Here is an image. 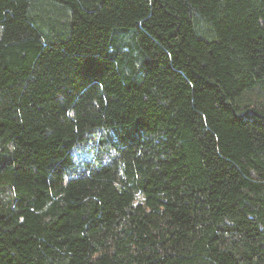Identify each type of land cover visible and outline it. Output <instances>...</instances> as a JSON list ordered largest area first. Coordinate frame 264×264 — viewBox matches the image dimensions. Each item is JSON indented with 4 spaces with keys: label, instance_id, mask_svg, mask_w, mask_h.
Listing matches in <instances>:
<instances>
[{
    "label": "trees",
    "instance_id": "trees-1",
    "mask_svg": "<svg viewBox=\"0 0 264 264\" xmlns=\"http://www.w3.org/2000/svg\"><path fill=\"white\" fill-rule=\"evenodd\" d=\"M0 264H264V0H0Z\"/></svg>",
    "mask_w": 264,
    "mask_h": 264
},
{
    "label": "rangeland",
    "instance_id": "rangeland-1",
    "mask_svg": "<svg viewBox=\"0 0 264 264\" xmlns=\"http://www.w3.org/2000/svg\"><path fill=\"white\" fill-rule=\"evenodd\" d=\"M74 154H75V152H74ZM76 156V155H75Z\"/></svg>",
    "mask_w": 264,
    "mask_h": 264
}]
</instances>
